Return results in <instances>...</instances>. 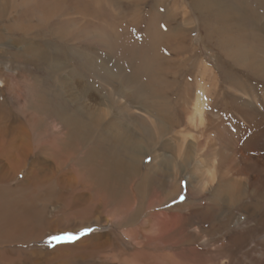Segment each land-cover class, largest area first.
I'll use <instances>...</instances> for the list:
<instances>
[{
  "label": "rangeland",
  "instance_id": "obj_1",
  "mask_svg": "<svg viewBox=\"0 0 264 264\" xmlns=\"http://www.w3.org/2000/svg\"><path fill=\"white\" fill-rule=\"evenodd\" d=\"M257 1L215 0V11L198 12L190 0H0V103L15 117L10 128L41 119L38 110L69 107L61 84L69 75V83L82 84L85 102L98 100L111 117L148 135L150 147L180 157L162 178L150 169L140 210L162 214L168 232H181L182 264H227L228 251L231 264H264V10ZM197 92L208 120L199 129L186 117ZM81 146L74 147L79 156L88 152ZM68 155L60 151L61 159ZM151 160L146 154L136 165L141 179ZM20 172L16 182L26 176ZM44 201L50 220L62 204L54 196ZM111 229L101 222L38 247ZM122 243L118 251L127 253Z\"/></svg>",
  "mask_w": 264,
  "mask_h": 264
},
{
  "label": "bare ground",
  "instance_id": "obj_2",
  "mask_svg": "<svg viewBox=\"0 0 264 264\" xmlns=\"http://www.w3.org/2000/svg\"><path fill=\"white\" fill-rule=\"evenodd\" d=\"M214 1L190 0L189 4L195 5L198 12H211L215 11ZM257 5L264 10V0H258ZM220 16L221 11L215 19ZM68 76L62 77L61 84L71 105L58 112L45 108L43 113L38 110L43 116L36 122L23 124L19 120L18 129L10 128L9 118L15 117L11 109L4 108L6 103H0V264H168L169 260L182 264L181 245L185 242L178 241L181 232H168L162 214L140 210L143 195L148 194L144 189L147 182V188L151 190L150 169L157 168L162 178L165 168L170 165L175 169L180 157L176 155L179 159L176 162L174 156L169 157L150 147L148 135L120 118L111 117L98 100L90 98L89 103L85 102L79 95L77 83L82 84L78 80L70 84ZM201 92H197L186 108L187 124L198 129L208 121L207 103ZM39 100L37 97L35 101L39 104ZM52 123H56L57 131L51 129ZM28 125L31 126L29 130ZM57 132L63 133L64 137L58 138ZM77 142L83 143L81 147L88 150L82 157L79 156L80 147L74 148ZM60 151L69 154L67 158L61 159ZM146 154L151 155L152 160L146 168L149 171L141 179L136 165ZM24 169L26 176L16 182ZM235 191L239 197L248 195L247 190ZM48 196H54L62 204L50 220H47L44 201ZM225 196L228 200V194ZM229 202L232 203L231 197ZM148 205L152 208V203ZM95 216L98 219L88 221ZM80 218L82 220L78 222ZM101 222L112 225L105 237L93 235L72 245L46 250L38 247L49 236L76 232ZM120 243H125L127 253L118 251ZM168 246H172L169 252ZM118 252L121 259L116 255ZM233 255L232 251L226 253L227 264H231Z\"/></svg>",
  "mask_w": 264,
  "mask_h": 264
},
{
  "label": "snow or ice",
  "instance_id": "obj_3",
  "mask_svg": "<svg viewBox=\"0 0 264 264\" xmlns=\"http://www.w3.org/2000/svg\"><path fill=\"white\" fill-rule=\"evenodd\" d=\"M85 231H90V229H88V230H85ZM84 233H81V235H83ZM54 239H57V240H59V239H61V238H59V237H55ZM66 239H69V240H71V239H75V237H66Z\"/></svg>",
  "mask_w": 264,
  "mask_h": 264
}]
</instances>
